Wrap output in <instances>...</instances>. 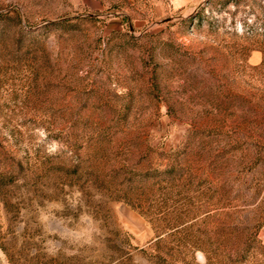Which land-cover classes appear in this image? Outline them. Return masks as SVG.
Instances as JSON below:
<instances>
[{"label": "rangeland", "instance_id": "1", "mask_svg": "<svg viewBox=\"0 0 264 264\" xmlns=\"http://www.w3.org/2000/svg\"><path fill=\"white\" fill-rule=\"evenodd\" d=\"M225 1L0 0V264H264V0Z\"/></svg>", "mask_w": 264, "mask_h": 264}, {"label": "trees", "instance_id": "2", "mask_svg": "<svg viewBox=\"0 0 264 264\" xmlns=\"http://www.w3.org/2000/svg\"><path fill=\"white\" fill-rule=\"evenodd\" d=\"M238 0H226L225 1V3H235V4H238ZM136 182H138V181H136ZM145 180H142V184H141V186H142V188H144V186H145ZM134 183H132V185H133ZM141 207L143 206L142 204L140 205ZM158 236H160V235H158ZM159 240H160V237L157 239V242H159Z\"/></svg>", "mask_w": 264, "mask_h": 264}]
</instances>
